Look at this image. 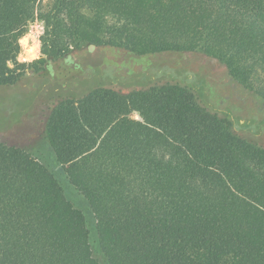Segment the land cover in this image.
Returning a JSON list of instances; mask_svg holds the SVG:
<instances>
[{
  "label": "trees",
  "instance_id": "1",
  "mask_svg": "<svg viewBox=\"0 0 264 264\" xmlns=\"http://www.w3.org/2000/svg\"><path fill=\"white\" fill-rule=\"evenodd\" d=\"M38 4L0 0V89L28 69L48 76L13 98L0 92V122L5 105L22 113L57 98L39 156L0 141V264H264V144L211 101L203 67L190 76L180 65L188 53L218 61L264 103V0ZM36 11L46 58L26 68L18 40ZM68 44L124 49L148 80L59 82L47 63ZM164 55L173 64L153 59Z\"/></svg>",
  "mask_w": 264,
  "mask_h": 264
},
{
  "label": "rangeland",
  "instance_id": "2",
  "mask_svg": "<svg viewBox=\"0 0 264 264\" xmlns=\"http://www.w3.org/2000/svg\"><path fill=\"white\" fill-rule=\"evenodd\" d=\"M51 1L52 0H39L37 10L40 5L45 7ZM89 12L91 11L83 10V14L86 16H89ZM63 14L65 22L69 23V21L65 19L67 18L66 14ZM109 20L110 19L106 21L108 22ZM45 35V23L39 17L38 11H36L34 19L28 24L25 32L18 40L20 51L16 58L17 62L25 64L26 68H28V66L34 64L39 59L46 58V56L42 54V40ZM62 41L65 43L67 42L66 39ZM67 46L69 47V51H67L61 59H49L47 63L51 71L50 77L53 79L57 78L59 82H64L74 77H89L95 82H101L108 87L130 90L140 88L141 85H145L148 80L146 75H142L140 74L141 72H139L141 66L139 64V58L134 57L124 49L109 46L90 47V45H82L77 49L69 44ZM31 49L35 51L34 56L28 52ZM201 57V55L196 53H188L181 61L180 65L183 64V66L188 69V75L190 76L203 67L202 70L204 75H206L208 87L212 90L211 101L217 102L219 100L222 109L225 106H229L238 122L236 124L237 131L241 134H249L248 137L250 139L264 144V103L262 100L239 86L229 76L223 64L213 59H202ZM146 59L145 57V60ZM153 59L164 62L166 65L173 64V60L167 55ZM147 60L149 61L150 59ZM131 64L135 65H132V67ZM96 68H100V70ZM128 70H133V73L129 74ZM27 74L28 75L16 85L0 89V92L13 98L23 89L37 88L41 84L39 80L48 77L31 75L29 69L27 70ZM71 92L75 93L76 91L71 90ZM56 102L57 98H52L47 102L39 100L38 103L28 107L25 112L22 113L21 111H16V109L5 105L3 108L5 109L7 118L0 122V141L9 144L17 143L24 148L30 149L32 147H37L32 150V152L39 156L38 151H40V149L42 150L44 144L40 136L45 125V120L49 108ZM131 117L138 119L135 113H133ZM13 126H15V128H24L23 132L25 133L21 134L19 137L20 139L15 138V140H13L14 137L12 134L10 135L6 130ZM241 128H243V132ZM254 129H256L255 132ZM37 160L41 163H45L48 167L52 166L47 154L45 156L41 154L40 157H37Z\"/></svg>",
  "mask_w": 264,
  "mask_h": 264
},
{
  "label": "bare ground",
  "instance_id": "3",
  "mask_svg": "<svg viewBox=\"0 0 264 264\" xmlns=\"http://www.w3.org/2000/svg\"><path fill=\"white\" fill-rule=\"evenodd\" d=\"M28 43V42H27ZM25 47V46H24ZM30 48V47H29ZM29 53H31V55H35V51L33 49H31L30 51H28Z\"/></svg>",
  "mask_w": 264,
  "mask_h": 264
}]
</instances>
